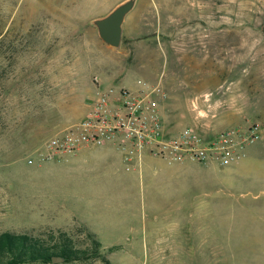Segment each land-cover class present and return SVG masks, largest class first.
<instances>
[{
    "label": "rangeland",
    "instance_id": "obj_1",
    "mask_svg": "<svg viewBox=\"0 0 264 264\" xmlns=\"http://www.w3.org/2000/svg\"><path fill=\"white\" fill-rule=\"evenodd\" d=\"M126 1L0 0V236L85 251L18 264H264V0H133L113 46L96 20ZM139 80L165 89L169 127L261 136L235 164L198 162L214 174L203 186L179 193L175 163L145 156L132 178L118 162L81 194L77 173L66 179L76 154L46 158L45 142L99 86Z\"/></svg>",
    "mask_w": 264,
    "mask_h": 264
},
{
    "label": "built area",
    "instance_id": "obj_2",
    "mask_svg": "<svg viewBox=\"0 0 264 264\" xmlns=\"http://www.w3.org/2000/svg\"><path fill=\"white\" fill-rule=\"evenodd\" d=\"M166 95L161 84L145 80L137 87L99 86L85 116L49 138L43 154L62 160L85 147L114 144L128 170L140 169L147 154L169 163L192 160L228 166L242 160L261 136L257 124L210 135L192 125L169 127L162 111Z\"/></svg>",
    "mask_w": 264,
    "mask_h": 264
},
{
    "label": "crops",
    "instance_id": "obj_3",
    "mask_svg": "<svg viewBox=\"0 0 264 264\" xmlns=\"http://www.w3.org/2000/svg\"><path fill=\"white\" fill-rule=\"evenodd\" d=\"M126 17L127 15L125 16L124 22L126 21ZM107 85H111V84H107ZM121 155L122 154L114 144H107L105 146H100V147L89 146L82 148L77 152L76 157L72 161V170L73 169L75 170L71 172L68 171L66 174L67 182L68 181L71 182V180L75 179L76 178L75 174L77 173V180L80 182L81 187L83 188L80 189L79 192L83 194L85 193L84 190L86 188V184L90 179L101 178L105 180L109 175L108 171L111 169H114L113 175L111 177L113 178L115 176V172L118 169V164H117L118 162L121 163V165L123 163V167L126 171L125 173L128 174L130 178H132L134 175L131 174V172L132 171L138 172L139 168L138 166H135L134 168L131 169V171L128 170L124 160L122 161ZM146 156L150 157L149 167L153 169L162 170L164 166L169 167V165H172L168 161L160 157H156L151 154H147ZM160 161H163L164 163L161 164ZM143 162L144 160L142 161L141 167L143 165ZM176 163L172 168L174 170L173 173L171 174V177L173 180V186L175 187V190H177L179 193L182 192L183 190L191 189V186L195 187L197 184L203 186L207 182L211 183L214 178V174L212 172L208 173V175L196 173L195 170H193V168H195L196 164L198 163L196 161L187 160L184 162H178L177 164ZM206 165L207 166L217 165V163H209ZM103 169L104 171H102ZM217 179H220L222 181V175L217 176Z\"/></svg>",
    "mask_w": 264,
    "mask_h": 264
},
{
    "label": "trees",
    "instance_id": "obj_4",
    "mask_svg": "<svg viewBox=\"0 0 264 264\" xmlns=\"http://www.w3.org/2000/svg\"><path fill=\"white\" fill-rule=\"evenodd\" d=\"M70 242L71 240L67 238L50 248L32 240L28 234L5 232L0 236V264H18L38 259L50 260L55 255H60L68 261L80 259L85 251L74 248Z\"/></svg>",
    "mask_w": 264,
    "mask_h": 264
},
{
    "label": "water",
    "instance_id": "obj_5",
    "mask_svg": "<svg viewBox=\"0 0 264 264\" xmlns=\"http://www.w3.org/2000/svg\"><path fill=\"white\" fill-rule=\"evenodd\" d=\"M134 7V1L129 0L117 6L108 15L96 20L100 36L104 41L119 46L123 38V22L127 13ZM54 261H63L60 255L53 256Z\"/></svg>",
    "mask_w": 264,
    "mask_h": 264
}]
</instances>
